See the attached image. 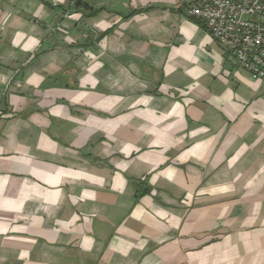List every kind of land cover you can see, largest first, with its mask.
Masks as SVG:
<instances>
[{"label":"crops","instance_id":"crops-1","mask_svg":"<svg viewBox=\"0 0 264 264\" xmlns=\"http://www.w3.org/2000/svg\"><path fill=\"white\" fill-rule=\"evenodd\" d=\"M198 0H0V264H264V78Z\"/></svg>","mask_w":264,"mask_h":264},{"label":"built area","instance_id":"built-area-1","mask_svg":"<svg viewBox=\"0 0 264 264\" xmlns=\"http://www.w3.org/2000/svg\"><path fill=\"white\" fill-rule=\"evenodd\" d=\"M185 14L252 79L264 78V0H198Z\"/></svg>","mask_w":264,"mask_h":264}]
</instances>
